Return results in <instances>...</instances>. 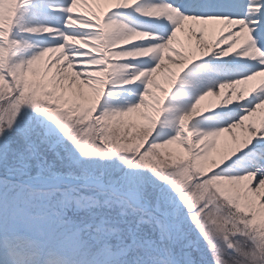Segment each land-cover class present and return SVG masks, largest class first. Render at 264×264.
Wrapping results in <instances>:
<instances>
[{
    "label": "snow or ice",
    "instance_id": "obj_1",
    "mask_svg": "<svg viewBox=\"0 0 264 264\" xmlns=\"http://www.w3.org/2000/svg\"><path fill=\"white\" fill-rule=\"evenodd\" d=\"M0 264H264V0H0Z\"/></svg>",
    "mask_w": 264,
    "mask_h": 264
}]
</instances>
